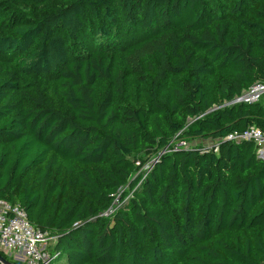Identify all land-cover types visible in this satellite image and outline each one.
Listing matches in <instances>:
<instances>
[{
  "label": "trees",
  "instance_id": "trees-1",
  "mask_svg": "<svg viewBox=\"0 0 264 264\" xmlns=\"http://www.w3.org/2000/svg\"><path fill=\"white\" fill-rule=\"evenodd\" d=\"M0 53V200L63 264H264V160L227 140L264 132L232 104L264 0H0Z\"/></svg>",
  "mask_w": 264,
  "mask_h": 264
},
{
  "label": "built area",
  "instance_id": "built-area-1",
  "mask_svg": "<svg viewBox=\"0 0 264 264\" xmlns=\"http://www.w3.org/2000/svg\"><path fill=\"white\" fill-rule=\"evenodd\" d=\"M264 96V83L253 86L236 98L232 104H256ZM229 142H253L257 154L264 160V132L256 127L244 132H235L227 137ZM178 147H187L181 143ZM108 211L104 216H109ZM54 238L36 229L29 221L26 211L16 204L0 200V253L22 264H52L57 255H52Z\"/></svg>",
  "mask_w": 264,
  "mask_h": 264
},
{
  "label": "rangeland",
  "instance_id": "rangeland-1",
  "mask_svg": "<svg viewBox=\"0 0 264 264\" xmlns=\"http://www.w3.org/2000/svg\"><path fill=\"white\" fill-rule=\"evenodd\" d=\"M135 39H136L135 37H130V39H128V40H135ZM77 49L81 50V47L79 46V47H77ZM111 55H113V57H116V58L118 57L116 52L111 53ZM23 56H24L23 54L10 56V55H6V54L0 53V65L2 67H4V68L11 69L20 59L23 58ZM201 143H204V144H206V145H208L210 147H212L214 145V143L211 142V141L210 142L209 141L205 142V141H201V140L187 141L185 144H186V146H196V145H199ZM148 154L150 155L149 159L151 158V160L157 159L160 156V154L157 155V156H156V154L155 155L154 154L151 155V152H149ZM145 159H147V158H145ZM141 164H142V166L139 167L138 173H137L139 175L142 172L145 173L151 166L150 163H147L145 165H143V163H141ZM63 263H64V257L61 258V259L54 260L52 264H63Z\"/></svg>",
  "mask_w": 264,
  "mask_h": 264
},
{
  "label": "water",
  "instance_id": "water-1",
  "mask_svg": "<svg viewBox=\"0 0 264 264\" xmlns=\"http://www.w3.org/2000/svg\"><path fill=\"white\" fill-rule=\"evenodd\" d=\"M0 264H12L10 263L7 259H5V257H3L2 255H0Z\"/></svg>",
  "mask_w": 264,
  "mask_h": 264
}]
</instances>
